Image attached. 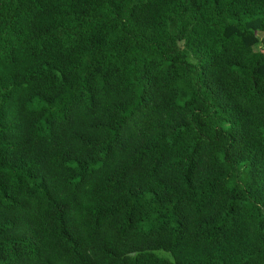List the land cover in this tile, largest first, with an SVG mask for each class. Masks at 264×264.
<instances>
[{
    "label": "trees",
    "instance_id": "1",
    "mask_svg": "<svg viewBox=\"0 0 264 264\" xmlns=\"http://www.w3.org/2000/svg\"><path fill=\"white\" fill-rule=\"evenodd\" d=\"M0 264H264V0H0Z\"/></svg>",
    "mask_w": 264,
    "mask_h": 264
}]
</instances>
